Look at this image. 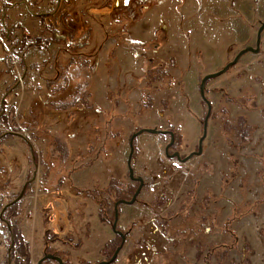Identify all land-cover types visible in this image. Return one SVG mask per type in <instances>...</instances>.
Instances as JSON below:
<instances>
[{
  "label": "rangeland",
  "instance_id": "374dc122",
  "mask_svg": "<svg viewBox=\"0 0 264 264\" xmlns=\"http://www.w3.org/2000/svg\"><path fill=\"white\" fill-rule=\"evenodd\" d=\"M21 1L0 0V13L3 2ZM60 1L58 10L55 0H25L28 9L15 7L0 24V135L14 133L0 136V211L28 183L9 221L34 264L45 230L64 264H97L121 242L111 229L115 202L139 185L126 164L130 136L170 130V153L197 150L207 110L200 80L255 46L264 0ZM71 26L84 64L70 62L73 41H58ZM262 86L264 31L259 53L206 84L212 111L200 156L166 157L168 135L135 139L131 164L144 185L118 208L125 241L112 264H264L244 234L250 228L264 244L255 229L264 215V113L235 103L249 91L264 106ZM239 116L252 126L247 143L229 131ZM7 246L0 236V264Z\"/></svg>",
  "mask_w": 264,
  "mask_h": 264
},
{
  "label": "water",
  "instance_id": "95a60500",
  "mask_svg": "<svg viewBox=\"0 0 264 264\" xmlns=\"http://www.w3.org/2000/svg\"><path fill=\"white\" fill-rule=\"evenodd\" d=\"M263 31H264V20L261 22V24L257 30L255 46H246V47L242 48L241 50H239L235 54L233 59L231 61L227 62L220 70L213 72V73L206 74L205 76H203L201 78L200 83H199V94H200V97L203 100V102L206 104L207 110H206V114H205V117H204L203 122H202V134L198 140V145H197L196 151L191 152L189 155H187L183 158L180 156V154L178 152L170 153V148L174 144V133L170 130H158L156 128H142V129L132 133V135L130 136V140H129V154L127 157L126 164H127L130 180L138 182L139 185H138L136 191L133 193L130 200L120 199V200H117L115 202V204H114V219H113V222L111 224V229L115 234H117L121 238V242L116 247V249L114 250V252H113V254L109 260L101 261V262H98L97 264H112L114 262V260L117 258V255L119 254L120 250L122 249V247L124 245V241H125V235L117 229V222H118V216H119L118 208L120 205H132V204H134L136 202L138 195L140 194V191H141L143 185H144V180L142 179V177H136L135 176L134 169H133L132 164H131L133 153H134V141H135V139L143 133H149V134H153V135H168L170 137V141L164 148V153H165L166 157H168L170 159L176 158L179 162L185 163L194 156H200L203 152V142L207 137L208 121H209L211 111H212V105L205 95V89H206L207 82L209 80L218 78L221 75L225 74L232 66H234L238 63V61L240 60V58L243 55H245L247 53H253V54L259 53L260 44H261V36H262ZM27 184L28 183L24 184V186L21 189L20 194L14 200H12L8 204H6L4 208L15 204L16 202H18L23 197V194L25 192ZM47 257L54 259L55 261H57L58 264H64L62 258H60L59 256L49 255V256H45L44 259Z\"/></svg>",
  "mask_w": 264,
  "mask_h": 264
},
{
  "label": "flooded vegetation",
  "instance_id": "af4514ba",
  "mask_svg": "<svg viewBox=\"0 0 264 264\" xmlns=\"http://www.w3.org/2000/svg\"><path fill=\"white\" fill-rule=\"evenodd\" d=\"M35 1L36 0H34V2ZM59 1L60 0H55V6L59 3ZM21 5L24 6L25 9H28L25 0H22L20 3H17V5H15L14 7L3 2L0 13V24L3 25L5 20L10 17L9 13L13 12L15 7H20ZM4 25L6 26L5 23ZM8 199L10 200V198ZM5 205L0 211V236L3 243L6 242L8 245L5 255V264H13L14 262H17L19 264H34V258L31 254V249L29 248L27 252H22L17 244L19 237L17 233H15L14 227L10 224L9 209L8 207L4 208ZM48 236V230H45L42 237L41 255L36 259V264H58L57 261H55L54 259L48 257L44 259L45 256L49 255L57 256V253L51 250L50 248V246H52V244L55 242V240H57V238L54 236L55 238L51 237L49 240Z\"/></svg>",
  "mask_w": 264,
  "mask_h": 264
},
{
  "label": "trees",
  "instance_id": "16d2710c",
  "mask_svg": "<svg viewBox=\"0 0 264 264\" xmlns=\"http://www.w3.org/2000/svg\"><path fill=\"white\" fill-rule=\"evenodd\" d=\"M73 27H74V25H73ZM71 28H72V26L70 27V32L67 33L68 36H62L61 35L60 37H61L62 40H58V41L62 42V43L65 42V40L73 41V45L72 46L70 45L71 48L73 49V51L68 50L69 52H66V53H69V55H70V58H71L70 62H71V64L74 63L73 60H74L75 57H77L78 59H77L76 62H78V65L84 64V62H88L89 55L85 54L84 51L78 50L80 48V45H81L80 44L81 35L80 34L74 35L73 34V33H75L74 32V28L73 29H71ZM53 35L58 36V32L53 31ZM23 42L24 41L22 40V43ZM74 51H76V52H74ZM262 87H263V92H264V86H262ZM82 96L86 97V94H83ZM235 103L241 109H243L245 112L261 111L262 113H264V106L257 105L256 98H255V96L253 95L252 92H249V91L246 92L239 99H236ZM229 131L230 132H234L233 135L236 137V139L240 140V142L247 143L251 139L252 126H251V124H249V122L247 121L245 116H239L238 117V123L234 127L230 126L229 127ZM12 135H14V133L10 129V130H7V131L1 133L0 136L1 137H6V136L9 137V136H12ZM231 155L232 154H229V157ZM236 167H237V163L234 164L233 173L231 171V174H232L233 177H235V174H236V172H235ZM262 175H263V181H264V172H263ZM12 200L13 199L11 198L8 201V203L11 202ZM14 208H15L14 205L8 206L9 212L12 211ZM18 235H20V234H18ZM23 241H24V239L20 235V238H19L17 244H20L19 248H20V250L22 252H27L29 250V243H24Z\"/></svg>",
  "mask_w": 264,
  "mask_h": 264
},
{
  "label": "crops",
  "instance_id": "0c3cea01",
  "mask_svg": "<svg viewBox=\"0 0 264 264\" xmlns=\"http://www.w3.org/2000/svg\"><path fill=\"white\" fill-rule=\"evenodd\" d=\"M60 3V4H59ZM58 4H57V8H58V10L60 9V7H61V4H62V2L60 1ZM143 29H141V31H142ZM146 32V31H145ZM260 217V220L259 221H257L258 223H261V226H259V227H255V229L256 230H258L260 227H261V229H263L264 230V215H262V216H259ZM253 219H254V217H253ZM255 222V224H256V221H254ZM263 230H261V231H263ZM248 235H247V234ZM244 234L248 237H246L247 238V240H248V242L250 243V245L252 246V248L256 251V252H264V244L262 243V241L259 239V237H257L254 233H253V231L250 229V228H246L245 230H244ZM261 256H262V253L259 255V257H258V259H260L261 260Z\"/></svg>",
  "mask_w": 264,
  "mask_h": 264
},
{
  "label": "bare ground",
  "instance_id": "6f19581e",
  "mask_svg": "<svg viewBox=\"0 0 264 264\" xmlns=\"http://www.w3.org/2000/svg\"><path fill=\"white\" fill-rule=\"evenodd\" d=\"M142 29H143L142 31H147L148 26L147 25H144Z\"/></svg>",
  "mask_w": 264,
  "mask_h": 264
}]
</instances>
